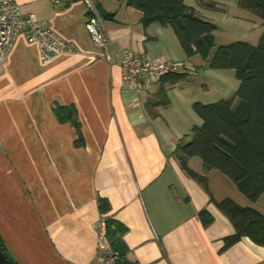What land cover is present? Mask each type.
Listing matches in <instances>:
<instances>
[{"label":"crops","instance_id":"0c3cea01","mask_svg":"<svg viewBox=\"0 0 264 264\" xmlns=\"http://www.w3.org/2000/svg\"><path fill=\"white\" fill-rule=\"evenodd\" d=\"M14 1L74 49L43 62L37 44L20 33L0 74V239L14 261L95 264V223L105 216L126 227L123 260L130 264H264V245L247 236L224 248L234 227L212 201L230 198L264 215V195L250 201L227 176L204 171L199 157H188L187 166L205 176L208 194L174 152L179 139L201 124L192 104L219 100L196 91L199 84L190 76L210 66L222 25L238 28L250 17L255 23L253 13L237 0H211L216 8L183 0L217 26L207 57H187L170 26H143L141 12L125 0H91L98 13L113 14L102 18L113 56L108 61L86 31L83 1L59 7L48 0ZM127 51L182 61L185 77L172 85L130 89L122 83L119 61ZM209 70V76L231 78L227 69ZM162 87L169 103L147 106L159 100ZM234 90L232 82L219 95L229 98ZM57 106L73 110L82 146L75 145L73 122L56 115ZM100 199L107 210H100ZM201 209L213 217L206 227L198 217Z\"/></svg>","mask_w":264,"mask_h":264},{"label":"trees","instance_id":"16d2710c","mask_svg":"<svg viewBox=\"0 0 264 264\" xmlns=\"http://www.w3.org/2000/svg\"><path fill=\"white\" fill-rule=\"evenodd\" d=\"M197 1L202 6L216 8V3L211 0ZM237 3L264 21V0H237ZM125 4L141 12L143 26L152 22L170 26L187 57L199 54L205 58L214 47L213 33L217 26L198 15L183 0H125ZM99 14L101 18L113 17L112 13L99 11ZM209 65L214 69H233L239 86L229 98L192 104L201 124L191 128L189 138L179 139L174 152L182 169L208 194L205 176L187 166L188 157H199L204 171L218 170L231 179L247 199L255 201L264 195V32L255 45L243 40L218 45ZM184 77L183 72L169 74L160 83L172 85ZM156 94L159 100L148 101L147 106L169 103L164 87ZM56 115L62 121L73 122L77 132L75 145L82 146L84 140L79 124L72 118L73 110L57 106ZM212 201L234 227V233L223 239L224 248L242 236L264 245V215L251 207H241L230 198ZM99 205L101 211L108 209L104 200L100 199ZM198 217L204 227L213 221L206 209H201ZM105 219L107 238L120 254L119 264H130L123 260L126 246L121 237L126 227L113 218Z\"/></svg>","mask_w":264,"mask_h":264},{"label":"built area","instance_id":"2783aa9c","mask_svg":"<svg viewBox=\"0 0 264 264\" xmlns=\"http://www.w3.org/2000/svg\"><path fill=\"white\" fill-rule=\"evenodd\" d=\"M54 7L76 0H48ZM83 1L87 7L85 28L92 42L102 50V56L108 61L113 60L108 39L105 35L103 21L91 0ZM24 34L29 42L37 44L40 59L47 62L62 53L74 52L72 46L58 36L54 29L37 19L34 13L24 14L14 0H0V74L10 53L15 37ZM122 83L130 89L139 90L142 86L159 83L169 75L183 72L182 61L173 59H149L132 52H125L120 58ZM105 216L95 223L98 235L100 256L95 264H119L120 254L107 238ZM63 264H78L65 261Z\"/></svg>","mask_w":264,"mask_h":264},{"label":"rangeland","instance_id":"374dc122","mask_svg":"<svg viewBox=\"0 0 264 264\" xmlns=\"http://www.w3.org/2000/svg\"><path fill=\"white\" fill-rule=\"evenodd\" d=\"M253 15L257 20L255 23L253 21L254 19L250 17L248 20L245 21V24H243V26H240L238 28L222 25L220 30H218L215 34V44L218 43L227 44L235 40V38L240 37L241 40H246L250 42V44L255 45L261 33L264 32V21L259 19L254 13ZM209 68L214 69L211 68L210 66L209 67L207 66V68L198 67L195 74H192L190 76V79L193 81V84H197V83L199 84V86L197 85L196 91L202 88L203 90L202 93H204L202 95H206L214 98V99L210 98L207 100L220 99L221 98L220 96L222 95H219V93H222L228 87H230L232 82L235 85V90L238 88L239 82L234 75L233 69L226 68L231 74V78H230V76H228L227 74H224V76L223 75L217 76L214 74L209 76L208 75ZM220 70H224V69H220ZM201 83H203L202 86ZM196 159L197 161H200L198 157H196Z\"/></svg>","mask_w":264,"mask_h":264},{"label":"water","instance_id":"95a60500","mask_svg":"<svg viewBox=\"0 0 264 264\" xmlns=\"http://www.w3.org/2000/svg\"><path fill=\"white\" fill-rule=\"evenodd\" d=\"M0 264H17L10 254L5 251L0 240Z\"/></svg>","mask_w":264,"mask_h":264}]
</instances>
